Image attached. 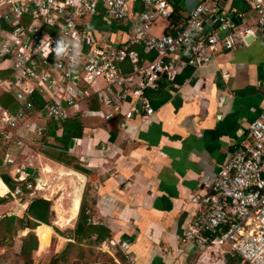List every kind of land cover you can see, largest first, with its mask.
Segmentation results:
<instances>
[{"label": "built area", "instance_id": "built-area-1", "mask_svg": "<svg viewBox=\"0 0 264 264\" xmlns=\"http://www.w3.org/2000/svg\"><path fill=\"white\" fill-rule=\"evenodd\" d=\"M132 0H0V70L10 71L11 80L0 79L4 93H12L18 111L5 113L0 130L2 144L23 148L19 130L43 136L45 129L30 119L61 125L82 113L84 106L96 105L87 115L105 122L118 120L120 126L135 115L154 114L145 92L166 77L173 82L176 63L200 69L217 53L247 46V39L264 34V0H244L253 13L252 24L235 9L223 13V0H198L172 33L154 37L150 30L158 20H170V0H139L143 11H131ZM102 16L113 24L127 23L128 40L117 46L100 34L93 19ZM211 24L208 31L205 27ZM62 41L58 57L52 49ZM144 46V53H156L153 61H142L132 46ZM189 56L182 63L181 58ZM130 67L124 72L122 65ZM38 100L39 105H35ZM126 108V110H124ZM2 164L14 167L8 153ZM16 182L7 195L14 202L34 186L30 174L15 167ZM193 201V200H192ZM198 213L179 238L180 253L204 252L236 255L241 264H264V108L248 127L244 142L220 168L211 192L196 202ZM6 216H0V221ZM102 249L115 250L105 241ZM126 263L132 264L125 258ZM118 264L120 262L117 261Z\"/></svg>", "mask_w": 264, "mask_h": 264}, {"label": "crops", "instance_id": "crops-1", "mask_svg": "<svg viewBox=\"0 0 264 264\" xmlns=\"http://www.w3.org/2000/svg\"><path fill=\"white\" fill-rule=\"evenodd\" d=\"M222 4L223 13L235 9L243 14L245 25L252 24L253 13L244 0H225ZM130 8L134 14L143 11L139 0H132ZM173 8L177 12L170 20H158L150 30L152 36L172 33V28L182 25L187 15L183 2ZM92 24L96 30L115 31L117 34L111 42L114 45L126 44L127 23L116 27L100 14ZM211 27L213 25L208 24L205 31ZM107 37L111 40L110 34ZM250 38L247 46L217 53L209 64L200 69L177 62L173 82L162 77L155 89L145 92L154 110L148 119L137 114L120 126L118 120L105 122L97 116L87 115L88 110L99 109L96 105L84 106L82 113L70 118L77 117L82 123V137L71 140L66 154L88 174L59 162L58 154L62 151L51 149L52 145L58 146L57 143L44 146L45 150H12L19 148L1 144L0 138V158L8 153L15 162L14 167L2 164L0 174L6 173L12 178L14 168L22 167L30 174L28 181L35 186L32 179L35 176L45 191L33 193L31 190L25 193L31 198L29 200L23 197L18 203L10 201L0 205V216H5L13 204L20 208L19 213L24 214L28 204L35 199L51 203V196L58 195L54 190L50 192L52 186L48 182L54 179L55 187L63 186V206L71 195L69 188H80L79 201L87 204L90 222L110 230L111 238L107 241L115 244V250L121 254L124 263L127 256L132 264H224L226 256L208 250L180 253L179 238L198 213L195 201L210 194L220 168L244 142L249 124L264 108V34ZM188 59L189 56H183L181 62ZM141 60L153 61L147 53ZM122 69L130 71L127 64L122 65ZM7 79L11 80V72ZM8 94L13 97L12 93ZM34 101L36 106L39 105L38 100ZM3 112L9 113L0 107V118ZM37 119L33 116L29 123L44 128L43 137L53 140L47 135L51 123L45 124ZM62 124H53L58 128V137L62 133ZM1 127L0 124V130ZM21 131L23 133L19 131V134L23 140L39 137ZM33 143L30 142L31 145ZM46 168L50 173L45 172ZM76 175L84 179L82 183ZM0 182L4 185L1 179ZM6 189L0 198L8 197L9 189ZM51 207L56 211L55 206L51 204ZM68 209L62 212L65 219L69 217ZM75 218L67 224L73 230ZM58 223L57 215L56 225L59 227ZM47 235L51 239V228H48ZM212 254L218 257L216 261Z\"/></svg>", "mask_w": 264, "mask_h": 264}, {"label": "trees", "instance_id": "trees-1", "mask_svg": "<svg viewBox=\"0 0 264 264\" xmlns=\"http://www.w3.org/2000/svg\"><path fill=\"white\" fill-rule=\"evenodd\" d=\"M177 12L176 8H173V14ZM131 50H134L138 53L140 59L145 58L144 46L134 45ZM150 59H154L156 57V53L151 52L148 53ZM10 71L0 72V79L9 78ZM0 107L14 114L18 111L19 106L13 99V97L8 93H3L0 95ZM57 127L53 124L50 125L48 130V137L52 138L58 146H51L52 150H61L58 154V161L72 167L78 172L88 174L87 170L81 168L76 161L68 156L66 152L69 149V145L71 140L80 139L83 134V125L78 120L77 117L66 120L62 124V133L61 136L58 137L56 135ZM2 165V159L0 158V166ZM0 179L4 183V185L9 189V191H13L16 187V182L6 173L0 174ZM0 182V195H4L7 192L6 187ZM21 186L23 193H26V187L23 184H18ZM12 201L8 196L6 198H0V205H4L8 202ZM51 203L45 201L43 199H35L30 202L22 216V218H18L16 216H9L2 219V230L5 233L4 235H10L16 232V230H29L37 227L36 232L38 235V244H40L41 250L45 249L49 244L50 236L47 235L48 228L50 227L51 220L53 218V213L50 211ZM0 222V223H1ZM18 226V228H16ZM53 231V229L51 228ZM73 237V243L81 244L83 242H88L90 245L94 247H98L102 245L103 242L110 240L111 233L108 228L100 224H93L90 222V218L88 215V207L85 201L81 204L79 215L77 218L76 226L71 233ZM30 239V238H29ZM33 239V243L30 247H26L23 245L21 247L20 256L24 259V264H32V259L25 260V256H29L31 252L38 250V244ZM70 243H72L70 241ZM71 244H67L64 251L61 252L58 260H61L65 263L68 262L69 252L68 249L71 248ZM225 264H241V259L236 255H227L225 257Z\"/></svg>", "mask_w": 264, "mask_h": 264}, {"label": "rangeland", "instance_id": "rangeland-1", "mask_svg": "<svg viewBox=\"0 0 264 264\" xmlns=\"http://www.w3.org/2000/svg\"><path fill=\"white\" fill-rule=\"evenodd\" d=\"M113 23V22H112ZM115 24V23H114ZM116 27H119L121 24H115ZM100 32V34H103L105 36L111 35L110 42L114 41V36L117 34L115 31L112 30H97ZM1 94V89H0ZM1 124V121H0ZM2 125V124H1ZM40 125H43L40 123ZM20 133H23V131L19 130ZM31 141H34L33 145L30 144ZM2 144V143H1ZM50 144H56L53 140H46L45 137L39 136V137H26L24 138V147L21 149H12V150H45L44 146H49ZM53 146V145H52ZM32 171V170H31ZM55 176V175H54ZM53 177V176H50ZM54 178V177H53ZM53 181V182H52ZM57 181V179L55 180ZM75 183L77 180L74 181ZM50 186H52V190L54 192L58 193V195L51 196L46 194H42L46 198L52 199L51 204L52 206H56L57 202L60 210L62 212H65L68 207L70 206V201L72 198V193L74 189L72 187L69 188V195L67 199L64 201V206L62 204L61 195L63 194V188L61 185H57L55 187L56 183L54 184V179L50 180L48 182ZM45 191H42L41 193H44ZM39 196V194H37ZM56 196H60V198L56 199ZM25 200L31 199L28 196H24ZM13 202V201H12ZM64 207V209H63ZM11 209L7 210L4 214L6 217L9 216H16L18 218H22L23 214L19 213L20 208L17 207L16 204H13ZM54 218L51 220L50 227L53 229V235L50 239V244L46 249L40 250L39 244H38V238L36 235V228L29 229V230H16L13 234L10 235H4L5 233L2 230V220L0 221V264H24L25 261L20 256V251L22 250L21 247L25 245L26 247H30L33 243V239L35 238L37 244H38V250L31 252L29 256H25V260L32 259V264H123L124 261L121 258V254L118 253L116 250H110L109 254L105 251V249H102V246L94 247L90 245V243L83 242L81 244L73 243V237L71 236L72 230L71 225H65L63 228H59L56 225L57 221V212L53 211ZM65 216V215H64ZM66 217V216H65ZM18 228V226L16 227ZM30 238V239H29ZM70 241L72 243H70ZM67 244H71L72 247L68 249L69 256H68V262L65 263L61 260H58V257L60 256L61 252L65 250ZM213 259H216L218 257L211 255ZM220 258V257H219ZM225 264V263H224Z\"/></svg>", "mask_w": 264, "mask_h": 264}, {"label": "bare ground", "instance_id": "bare-ground-1", "mask_svg": "<svg viewBox=\"0 0 264 264\" xmlns=\"http://www.w3.org/2000/svg\"><path fill=\"white\" fill-rule=\"evenodd\" d=\"M45 172L46 173H50V169L49 168H46L45 169ZM72 172V171H71ZM73 173V172H72ZM63 174H61L62 176ZM67 176V175H66ZM70 176V174H69ZM75 177V175H72ZM77 176V180L82 183L84 179H82V177ZM75 180V179H74ZM63 187V186H62ZM79 195H80V188L77 187L75 188L74 190V193H73V200H72V204H71V207L68 209L67 213L69 214V217L67 219H65L63 217V214H62V211L60 210L59 206H58V203L56 204V206L54 207V210H56L57 212V215H58V225L59 227H63L65 225H67L69 222H71L77 215L78 211H79V205H80V201H79Z\"/></svg>", "mask_w": 264, "mask_h": 264}, {"label": "water", "instance_id": "water-1", "mask_svg": "<svg viewBox=\"0 0 264 264\" xmlns=\"http://www.w3.org/2000/svg\"><path fill=\"white\" fill-rule=\"evenodd\" d=\"M181 1L183 2V10H184V12H186L188 14L193 11V9L196 7V5L198 3V0H170V2L172 3L173 6L178 5ZM223 2H225V0H223ZM250 41H251V38H248L246 43L249 44ZM5 113L6 112H3V114H5ZM0 121H1V124H2L1 126H3L4 121L2 120V117L0 118ZM32 179L35 181V186H34L32 192L35 193V192L43 191L44 187H42V184L39 181V179H36L35 176H32ZM45 201H48V200H45ZM80 207H81V200H80V205H79V211H80ZM50 211L53 213L52 207L50 208ZM79 211H78L77 216L75 218L76 222H77V218H78V215H79Z\"/></svg>", "mask_w": 264, "mask_h": 264}, {"label": "clouds", "instance_id": "clouds-1", "mask_svg": "<svg viewBox=\"0 0 264 264\" xmlns=\"http://www.w3.org/2000/svg\"><path fill=\"white\" fill-rule=\"evenodd\" d=\"M62 41L58 39L52 49L53 53L55 54L56 57L60 55V53L63 51L62 49Z\"/></svg>", "mask_w": 264, "mask_h": 264}]
</instances>
